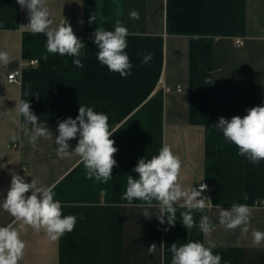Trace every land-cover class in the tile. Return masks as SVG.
<instances>
[{"label":"crops","instance_id":"crops-1","mask_svg":"<svg viewBox=\"0 0 264 264\" xmlns=\"http://www.w3.org/2000/svg\"><path fill=\"white\" fill-rule=\"evenodd\" d=\"M47 7L52 27L65 19L85 45L79 57L84 67H76L73 57L48 53L44 34L19 27L29 23L27 9L0 0V52L10 58L8 65L0 63V205L15 173L28 183L38 179V186H52L62 216L74 215L77 223L55 242L44 230L15 224L26 244L19 264H171L170 246L189 241L215 244L221 264H264V242L254 246L251 235L264 232V161L253 164L239 155L214 126L220 117H243L247 109L264 106V0H47ZM132 10L138 20L130 18ZM117 20L129 33L125 52L132 69L126 78L98 61L93 43L96 28L114 30ZM138 53L154 56L142 64ZM34 60L38 64L30 65ZM14 70L21 72L17 84L7 78ZM20 100L31 104L53 138L40 137L35 147L29 143L31 125L15 111ZM79 106L109 117L118 151L106 183L87 178L79 156L57 155L58 123L75 119ZM78 139L68 142L70 151ZM165 145L182 162L185 188L209 185L202 195L212 206L194 210L190 230L179 205L169 227L166 217L164 224L156 217L157 202L134 200L142 206H129L122 199L127 177L139 179L133 171L138 160L158 155ZM234 203L252 209L247 235L219 223L220 210ZM203 215L215 225L207 236L198 227ZM13 220L0 206V226ZM153 243L157 250L149 254Z\"/></svg>","mask_w":264,"mask_h":264},{"label":"clouds","instance_id":"clouds-1","mask_svg":"<svg viewBox=\"0 0 264 264\" xmlns=\"http://www.w3.org/2000/svg\"><path fill=\"white\" fill-rule=\"evenodd\" d=\"M21 9H27L29 23L20 25L21 29H27L33 34L46 36V49L50 54L73 57V64L78 68L84 65L79 57L83 55L85 45L78 38L69 23L64 19L60 25L53 28L54 23L47 0H16ZM130 18L139 19V13L132 10ZM95 20V15L90 17V23ZM128 29L116 21L114 30L96 28L93 43L97 46V59L107 66L111 72H117L122 78L131 74L132 64L125 52L127 48ZM142 56L141 63L147 64L153 59L154 53H138ZM47 56L43 59L47 60ZM10 62L7 52H0V63L8 65ZM18 116L31 125L29 143L36 146L40 137L53 138L50 130L42 125L39 117L31 110L28 101L20 100L15 105ZM109 117L104 113H98L91 107L79 106L75 119L69 117L58 123V136L55 137L56 152L60 158L73 154L80 157L84 164L86 177L95 178L96 181L106 183L112 178V170L117 166L114 154L118 151L114 147L115 141L110 139L113 132L109 128ZM215 128L222 132L224 138L239 148V155L253 164L264 161V106H255L247 109V115L233 116L230 120L220 117ZM78 143L71 151L69 141L77 138ZM14 140L15 136L12 137ZM182 162L176 156L171 147L165 145L158 155L150 159L141 158L133 171L139 174V179L127 177L126 191L122 197L129 206L133 201H142L152 206L157 202L159 215L157 219L161 224L165 223V217L169 227H174L177 220L176 211L179 205L186 209L181 212L182 224L187 229L195 226L193 212H203L212 206L209 197L202 195L208 190V185L200 183L199 190L189 186L185 188L180 182ZM38 179H31V183L25 181L21 175L12 173L11 183L6 198L3 199L2 208L13 218V223L0 226V264H19L24 257L25 242L20 238V231L15 224L21 227L27 225L36 232L44 230L48 238L58 241L66 232H72L77 223L74 215L62 216V205L59 200H54L55 193L52 186H38ZM31 191L30 196L25 193ZM39 194V195H38ZM247 200V194L243 197ZM252 209L247 204L231 205L230 210L221 209L219 223L226 229H241L242 234L249 232V223ZM149 213L144 212L143 217L148 218ZM83 219V217H81ZM199 230L209 235L215 225L207 215H203L199 222ZM169 228H165L167 232ZM252 243L259 247L264 242V232L253 230ZM215 244L206 247L199 241H189L182 245L173 243L168 249L172 253L171 264H221L222 257L213 253ZM157 250L155 243L148 247L149 254Z\"/></svg>","mask_w":264,"mask_h":264},{"label":"built area","instance_id":"built-area-1","mask_svg":"<svg viewBox=\"0 0 264 264\" xmlns=\"http://www.w3.org/2000/svg\"><path fill=\"white\" fill-rule=\"evenodd\" d=\"M236 45L237 46H242L243 45V42H241V41L238 40L236 42ZM37 64H38V61H36V60L30 62V65H32V66L37 65ZM20 77H21L20 70H14V71H12V72H10L8 74V77L7 78H8V82L9 83H11V84H15L16 83L17 84V83L20 82ZM178 90L180 91L181 88H178ZM8 147L9 148H14L15 145H13V146L10 145ZM201 183L207 184L206 182H201ZM199 186H200V184L197 185V187H196L197 190H199ZM208 189H209V185H208ZM262 206L264 207V200L262 201Z\"/></svg>","mask_w":264,"mask_h":264}]
</instances>
